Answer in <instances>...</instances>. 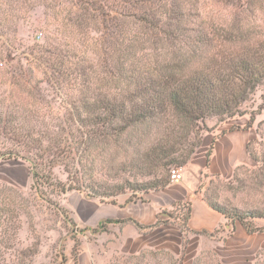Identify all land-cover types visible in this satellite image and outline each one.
<instances>
[{"label": "trees", "instance_id": "trees-1", "mask_svg": "<svg viewBox=\"0 0 264 264\" xmlns=\"http://www.w3.org/2000/svg\"><path fill=\"white\" fill-rule=\"evenodd\" d=\"M52 17L46 42L27 48L29 68L19 60L10 67L3 60L11 55L0 54V84L9 87L0 99L1 134L17 143L15 155L30 163L43 198V188L56 186L116 204L131 182L101 184L94 177L100 165L147 177L137 183L141 192L164 189L170 167L185 168L201 147L209 118L249 114L244 129H251L264 110V94L256 110L245 108L264 85V0H72ZM35 70L65 95V107L45 100ZM247 151L255 169L236 167L232 188L253 193V204L229 209L207 191L203 196L253 234L264 232L255 225L264 219V137L252 138ZM57 166L65 183L53 175ZM15 222L0 213V264H14L7 253L21 228ZM111 223L120 221L105 220L92 232ZM173 254L148 248L120 256L148 264V256Z\"/></svg>", "mask_w": 264, "mask_h": 264}, {"label": "rangeland", "instance_id": "rangeland-1", "mask_svg": "<svg viewBox=\"0 0 264 264\" xmlns=\"http://www.w3.org/2000/svg\"><path fill=\"white\" fill-rule=\"evenodd\" d=\"M71 1L0 0V54H3L5 58L8 53L11 55L10 59H14L7 63L5 58L3 63L10 67H18L17 61L19 60L24 68H29L33 63L27 48L33 46L34 43L44 44L46 42L55 29L53 24H49L54 20L53 14L59 8L68 7ZM205 8L207 10L209 6ZM40 33L43 36L38 39ZM26 57L30 58V62ZM40 71L35 70V74L37 79L43 82H41L40 88L45 100L56 109L65 107V95L46 84L45 76ZM8 88L7 84H0V99L6 95ZM263 94L264 85L256 91L252 101L245 105L249 113L256 110L262 103L261 96ZM249 118V114L233 121H222L218 117H211L206 122L207 130L202 133L203 138L209 134H221L222 127L226 130H234L237 127L244 129ZM254 126L257 127L258 132V135L257 132L254 134V137H260V135L264 137V113L260 117H256ZM209 140L207 137L204 147L208 145ZM19 150L16 142L3 138L0 128V156L3 155V158H0V209L3 218H10L17 223L19 221L21 226L17 233V240H12V247L7 254L14 264H73L72 260H77L85 237H88L90 241L94 239L92 229L86 227L79 216L87 217L93 210V206L89 205L86 200L90 198L102 203H109V201L91 197L84 192L74 191L62 194L56 186L43 188L45 193L43 198L35 186L30 163L19 155H15V152ZM255 165L253 160L251 164L244 165L242 170L246 171L247 169L249 173L255 169ZM173 168L183 170L176 165H172L170 170ZM53 175L57 176L60 182H66L67 176L63 167L54 168ZM94 177L101 184H116L123 178H127L131 182L130 187L136 188V190L128 189L121 195L129 193L135 196L142 193L136 186L148 180L147 177L134 178L129 173L123 174L116 170L108 172L102 165L96 169ZM138 182L139 185H137ZM203 182L202 191H207L211 196H215L221 205L229 209L235 206L245 209L253 204V200L257 199L253 193L237 192L232 188L238 187V183L234 179L232 180V177L230 179L220 176L214 178L207 174ZM188 209L189 203L177 204L176 209L170 211L174 217V221H170L172 226L162 227L153 235L155 244H159L163 238H169L172 242L171 248L179 253H172L173 258L164 255L148 256V264H264V250L259 251L256 256L244 254L239 261L238 257L230 250L221 251L222 257L211 251L202 250L204 252L198 253L196 239L187 232L184 225ZM13 233L11 232L9 235L12 236ZM162 245L163 243H160L158 247L160 248ZM207 245L208 243L205 246ZM26 251H29V255L34 253L35 255L24 256L22 253ZM117 261L120 264H132L129 257L118 256L114 262Z\"/></svg>", "mask_w": 264, "mask_h": 264}, {"label": "crops", "instance_id": "crops-1", "mask_svg": "<svg viewBox=\"0 0 264 264\" xmlns=\"http://www.w3.org/2000/svg\"><path fill=\"white\" fill-rule=\"evenodd\" d=\"M263 113L264 110L257 117ZM220 130L221 134L204 136L203 146L183 168L184 179L181 182L136 196L129 193L120 195L116 204L88 198L86 202L93 206L91 214L87 217L79 215L86 227L96 228L105 220L120 223L107 224L106 231L92 234L93 241L85 237L77 260H72L73 264H110L117 256L159 248L160 243H163L160 248L178 254L177 250L171 248L169 238L155 244L153 235L162 227L172 226L170 221H174V217L170 211L175 210L177 204L184 203H189L187 232L196 239L198 253L205 250L222 257L223 251L230 250L239 261L244 254L256 256L264 250V232L252 234L239 221L230 222L209 206L200 190L207 174L230 179L236 167L249 165L253 161L247 145L257 132L256 126L234 130L222 127ZM207 137L210 140L204 147ZM255 225L264 228V219L255 220Z\"/></svg>", "mask_w": 264, "mask_h": 264}, {"label": "built area", "instance_id": "built-area-1", "mask_svg": "<svg viewBox=\"0 0 264 264\" xmlns=\"http://www.w3.org/2000/svg\"><path fill=\"white\" fill-rule=\"evenodd\" d=\"M42 33L38 34V39H41ZM184 179V172L181 169L173 168L170 170V183H179Z\"/></svg>", "mask_w": 264, "mask_h": 264}]
</instances>
